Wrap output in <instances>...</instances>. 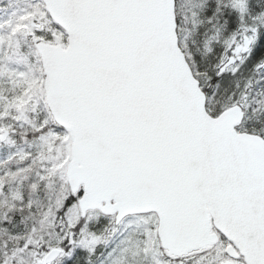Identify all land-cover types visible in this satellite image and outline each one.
I'll use <instances>...</instances> for the list:
<instances>
[{
    "label": "snow or ice",
    "instance_id": "obj_1",
    "mask_svg": "<svg viewBox=\"0 0 264 264\" xmlns=\"http://www.w3.org/2000/svg\"><path fill=\"white\" fill-rule=\"evenodd\" d=\"M0 264H264V0H0Z\"/></svg>",
    "mask_w": 264,
    "mask_h": 264
}]
</instances>
